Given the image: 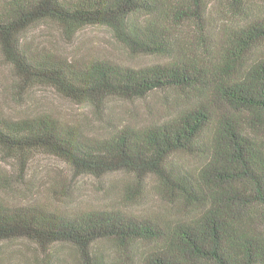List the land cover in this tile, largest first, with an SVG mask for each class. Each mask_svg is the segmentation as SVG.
<instances>
[{
	"label": "trees",
	"instance_id": "obj_1",
	"mask_svg": "<svg viewBox=\"0 0 264 264\" xmlns=\"http://www.w3.org/2000/svg\"><path fill=\"white\" fill-rule=\"evenodd\" d=\"M230 1L214 12L215 0H0V58L24 86L96 109L110 99L165 100L160 120L98 134L0 107V148L55 156L76 175L123 174L127 196L161 204L137 215L0 200V243L70 246L76 264H264V0ZM48 21L67 31L105 27L158 61L137 69L69 60L27 40Z\"/></svg>",
	"mask_w": 264,
	"mask_h": 264
},
{
	"label": "rangeland",
	"instance_id": "obj_2",
	"mask_svg": "<svg viewBox=\"0 0 264 264\" xmlns=\"http://www.w3.org/2000/svg\"><path fill=\"white\" fill-rule=\"evenodd\" d=\"M215 2L214 12H226L231 3L230 0ZM26 37L33 46L48 49L69 60L102 58L137 69L158 61L130 52L105 27L67 31L48 21L33 27ZM164 102L163 94L156 93L133 101L110 99L104 109H96L88 103H76L51 87L24 86L0 58V107L14 118L49 113L79 124L90 134H98L112 126L130 124L141 127L160 120L165 113ZM190 164L195 166L197 161L190 159ZM129 181L123 174L103 179L76 175L67 163L55 156L39 153L24 158L0 148V200L9 204L46 201L68 210L109 205L137 215L161 212L156 195H150L146 200H133L127 196ZM0 263L76 264L70 246L45 251L25 240L0 243Z\"/></svg>",
	"mask_w": 264,
	"mask_h": 264
}]
</instances>
